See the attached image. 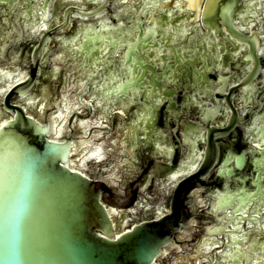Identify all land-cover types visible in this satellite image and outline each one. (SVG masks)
Masks as SVG:
<instances>
[{
  "label": "flooded vegetation",
  "instance_id": "obj_1",
  "mask_svg": "<svg viewBox=\"0 0 264 264\" xmlns=\"http://www.w3.org/2000/svg\"><path fill=\"white\" fill-rule=\"evenodd\" d=\"M102 1L0 0V72L13 73V77L0 80V118L7 116L2 105L7 88L33 75L30 61L33 47L44 32L62 22L68 10L67 25L60 31L47 32L33 89L25 98L10 93L8 101L26 105L22 99L26 100L40 81L45 80L40 73L45 67L51 71L58 66L62 68L59 101L66 88L75 90L78 76L82 81L87 80L88 90L86 87L82 95L86 104L81 106L90 107L88 104L92 103L95 110L77 114L74 109L67 119L68 128L80 119L93 122L87 135L94 138V134L99 133L95 139H103L106 154L99 166L93 165L94 172L82 171L96 179L102 191L118 199L120 206L112 208L111 212L125 209L132 218L130 224L168 212L178 184L189 178L179 192L181 231L174 233L170 246L181 244L178 238L189 237L187 233L193 228V240L185 245L191 246V250L183 246L174 248L165 264L184 260L181 254L196 257L199 249H205L207 244H211L209 255L198 261L216 264L220 258L213 251H223L230 240L223 233H215L214 227L219 226L221 232L230 231L231 240L243 239L244 243L254 236H263L260 231L264 230V0L238 1L241 7L234 11L231 19L243 36L241 40L223 24L222 35L212 25H203L200 13L204 0L198 10L187 7L184 0H174V7H162L158 14H166L174 23H163L161 29L156 28L159 38L150 39L158 40L159 47L142 49L144 63L153 69L139 71L141 82L137 91L130 87L127 95L106 96L112 97L110 101L96 92L101 89L100 83L105 90L110 85L108 80L114 84L121 78L118 64L123 61L121 52L125 48H118L115 40L114 45L106 39L101 45L97 40L98 51L94 54L98 59L91 61L96 70L89 71L95 80H91V76L85 79L82 65L77 68L76 60L69 56L74 52L70 51L72 43L79 41L82 31L90 25L95 26V30L109 28L106 34L112 39L118 40L117 31L125 37L136 38L131 37L135 27L117 25L116 16L129 20L138 12V7L132 5L138 0H109V10L98 17H84L71 8L91 9ZM109 11L111 20L107 16ZM46 12L47 17L42 22L46 26L33 28ZM103 18L110 20L109 26L97 25ZM78 30L81 31L75 34ZM51 41L56 44L50 52ZM251 42H255V48ZM83 64L85 66V62ZM8 65L12 68H7ZM106 65L110 69L109 77L105 74ZM20 71L25 75L17 80L15 77ZM8 80L11 83H7ZM5 84L8 87L4 88ZM106 101L105 114L100 115L102 123L95 127L96 112ZM108 118H115L116 124L110 125ZM68 138L79 145L74 137ZM207 154L209 159H205ZM91 161L88 163L92 164ZM119 161L122 163L118 174L103 170L109 168L111 172ZM167 163L173 170L158 175V165ZM141 208L136 216L132 214ZM218 241L223 246L217 247ZM200 243L202 247L196 249ZM195 257L188 256L189 262L186 259L184 263L195 264Z\"/></svg>",
  "mask_w": 264,
  "mask_h": 264
},
{
  "label": "water",
  "instance_id": "obj_2",
  "mask_svg": "<svg viewBox=\"0 0 264 264\" xmlns=\"http://www.w3.org/2000/svg\"><path fill=\"white\" fill-rule=\"evenodd\" d=\"M108 1L103 0L99 6L91 9L76 6L71 8L84 17H98L109 10ZM173 1L167 0L163 3L161 0H138L132 3L134 7H138V12L129 20L124 16H116L117 25L135 27L131 32V37L136 36L135 39L123 36L121 31H117L120 33L118 40L112 39L111 35L106 34V29L109 28L104 31L95 30V26L90 25L82 31L81 39L75 44L72 43L70 51L74 52H68L69 56L73 61L76 60L77 68L82 65L85 79L90 78V73L96 70L91 61L98 59L94 54L98 51L97 40L102 42L101 45L105 44V39L110 45L115 40L118 48H125L121 52L123 61L121 65L118 64L121 78L114 84L108 80L110 85L105 90L102 89L103 83L99 84L102 90L96 93L103 94L102 99L106 96L127 95L130 87L137 91L141 82L139 71L153 69L144 63L142 49L159 47V41H152L150 38H159L156 28L161 29L163 23H174L166 14H158L162 7H174ZM238 1L204 0L200 13L203 25H212L222 35L223 24L227 31L241 40L243 36L231 19L234 11L241 7ZM200 2L201 0H184L187 7L195 10H198ZM192 4L196 7H192ZM107 16L112 19L110 11ZM45 17L47 12L41 15V21L33 28L45 27L42 24ZM110 20L103 18L96 23L109 26ZM67 23L68 10L64 12L62 22L48 31H60ZM48 31L40 36L31 52L33 75L12 83L9 87L3 85L8 90L2 100L7 116L0 118V264H165L174 248L184 247L183 249L191 250V246L185 245L193 240V228L187 233L189 237L178 238L181 244L170 246L174 233L181 231L179 192L189 178L178 184L170 200L168 212L152 218H140L130 224L132 218L128 217L125 209H114L111 212L112 208L120 206L118 199L109 192L102 191L99 182L85 173L94 172L93 165L99 166L106 154V147L101 142L103 139H95V136H100L99 133L94 134V138L87 135L93 122L80 119L68 128L67 119L74 109L77 114L95 110L92 103L88 104L90 107L81 106L86 104L82 95L86 92L87 80L82 81L78 76V80L75 79L74 82L75 90L66 88L64 94H60L62 99L59 101L57 95L63 81L62 68L58 66L51 71L45 67L40 72L45 80L40 81L34 93L26 100L22 99L26 105L8 101L10 93H16L18 98H25L33 89ZM89 31L94 32L89 34ZM55 44L54 41L50 42V52ZM250 45L256 47L255 42ZM108 53L109 51L106 54ZM7 68L11 69L12 66L8 65ZM105 69V74L109 77L110 69L107 65ZM24 75V71H20L15 79H21ZM4 77H13V73L1 71L0 80ZM91 80L95 78L91 76ZM6 82L11 83L9 80ZM94 89L95 86L92 85L91 90ZM93 94L94 92L91 95ZM110 98L106 97L108 101ZM108 101L99 105L95 115L98 117L95 127L102 123L100 115L105 114L104 105ZM107 121L110 125L116 124L115 118H108ZM70 136L79 145L72 142L68 138ZM210 155L207 154L205 159H209ZM121 163H116L111 172L109 168L103 170L112 175L118 174ZM158 168V175H165L174 167L167 163L158 165ZM120 184L124 185L121 181ZM108 185L111 187L109 183ZM141 211L142 208L132 211V214L136 216ZM218 228L216 226L212 230L227 235L230 242L225 244L223 251H213L220 258L216 264H264V230L260 231L263 233L262 237L254 236L244 243L243 239L231 240L230 231L221 232ZM217 244V247L223 246L220 241ZM200 247L202 243L195 248ZM210 247L211 244H207L205 249L200 248L196 257L192 254L188 256L195 257V264H204L198 260L209 255ZM181 256L184 260L172 261L171 264L189 262L188 256ZM186 259L187 262L184 263Z\"/></svg>",
  "mask_w": 264,
  "mask_h": 264
},
{
  "label": "snow or ice",
  "instance_id": "obj_3",
  "mask_svg": "<svg viewBox=\"0 0 264 264\" xmlns=\"http://www.w3.org/2000/svg\"><path fill=\"white\" fill-rule=\"evenodd\" d=\"M191 6H192V7H196V5H195V4H192Z\"/></svg>",
  "mask_w": 264,
  "mask_h": 264
}]
</instances>
